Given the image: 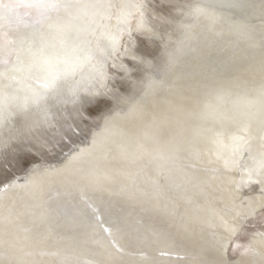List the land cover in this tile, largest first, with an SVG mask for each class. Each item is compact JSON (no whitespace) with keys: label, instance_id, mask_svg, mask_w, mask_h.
I'll return each mask as SVG.
<instances>
[{"label":"bare ground","instance_id":"6f19581e","mask_svg":"<svg viewBox=\"0 0 264 264\" xmlns=\"http://www.w3.org/2000/svg\"><path fill=\"white\" fill-rule=\"evenodd\" d=\"M187 1L188 5L165 4L170 10L169 13L159 15L155 11H152L153 14L149 11L148 4L151 2L148 3V0H26L24 3L20 0H3L0 5V104H4L5 109L11 101L7 88H13L16 93L22 92L19 95H28L25 93L28 89L52 97L56 93L55 87H58L60 77L63 78L61 73H67L72 84L81 78V73H93L91 77L94 79L96 74L99 75V79H96L99 88L94 87L86 92L93 97L99 96V89L111 90L113 86L128 80L131 83V91L129 94L126 91L125 94L120 92L121 96L130 97L129 102L123 100L125 107L121 103V109L113 108L105 114L101 131L93 135L88 146L79 145L66 155H63L64 150L57 153L48 150L56 155H46V160L33 161L21 181H9L2 185L0 264L215 263L202 260V255L189 250L177 253L179 256L187 253V260L180 262H174L178 261V258L158 256L167 253L165 250L155 251L156 256H153L152 260V256L145 249L132 252L121 246V243L124 246L125 243L117 232H114L115 235H101L98 231L101 224L96 222L87 226V236L84 239L90 242L94 249L96 247L99 250L100 256H103L107 263L100 261L101 257L95 258V250L90 246L89 252L93 253L81 259L72 252L50 243L37 246L41 241V234L47 232L57 218L54 204L56 201H64L76 209V193L79 194L80 200H86L90 195L87 196L85 191L92 190V186L106 187L111 184L117 187V191L149 203L159 211L170 209L176 212L179 220L184 222L183 236L186 238L194 234L195 226L190 224L194 225L195 220L191 216L197 212L202 213L206 218H202L203 228L200 233H204L205 237L213 233L216 235L211 236L213 240L211 237L207 239V242L220 252L221 259L227 260L226 252H229L232 257L235 256L234 261L237 258L240 264H264V179L260 183L261 192H251L244 196L230 192L235 186L233 184L237 171V168L230 165L236 160V156H231L226 151V148L231 147V142L236 141L237 144L233 145L238 149V146L244 148L248 141H252L251 155L263 150L260 154L264 161V147H259V138H262L259 131L264 130V123L258 132L255 130L257 128L251 127V124L255 126L259 119L256 117L258 113L264 115V97L261 95L263 89L252 87L254 92L251 95L239 92L241 89L235 90L237 92L233 94H223L229 90L220 86L223 85L222 82H229L231 77L241 74H231L229 79L214 77L215 86L209 87L213 90L212 100L226 103L222 105L223 103L213 102L209 104L210 108L205 106L199 116L207 119L209 115L215 119L219 118V127L215 131L200 128L194 130V133L197 141L203 139L205 134H210L209 132L220 135L207 137L211 143L207 144L205 150L194 147L193 152L187 148L178 151L172 143L173 140L178 145V139L171 138L167 143L158 141L157 133L160 127L156 126V116L160 115L159 110L154 105L151 110L150 107L149 110L142 108V102L157 89L167 93L154 98L151 96L152 99H149L152 101L149 103L164 104L165 99H170L171 94L167 90L170 87L172 97H175L174 91L180 88L186 91L187 87L193 84L205 83L202 82L201 75L195 74L202 70L207 71L208 65L212 66V63L226 61V64L236 65L234 70L242 72L247 67L258 64L257 58L264 60L263 50L245 67L247 63L244 61L249 58L246 53L248 51L243 49L246 44L239 46L240 41H234L233 44L230 41L233 37L237 39L235 35L241 37L243 30L238 32V27L257 29L256 27L264 26V22L251 26L253 20L256 22L259 16H264V0H242V5L235 3L237 0H227L228 6L223 5V0ZM151 16L159 22L151 19ZM262 29L261 27V31ZM143 40L150 42L153 49L158 48L159 53H163L166 59L164 77L154 74L149 67L146 70L143 67L135 68L140 65L136 51L141 52L143 44L145 46ZM204 48L208 50L207 58L212 61L209 64L203 60L198 63L196 61V58L204 55ZM142 55L148 60L151 59L147 51ZM105 58L110 60L101 72ZM40 61L43 63H39ZM243 67L245 68L242 69ZM230 69L233 70L232 67ZM136 70H139L141 75L135 76ZM190 76H195L196 79L188 80ZM116 78H119V83L115 81ZM165 106L175 107L176 103L172 100ZM224 106L230 107V111L223 109ZM183 109L186 111L188 107ZM108 110H102L101 114ZM209 111L212 113L204 115ZM42 114L49 115L48 108H43ZM141 114L145 117L150 115L151 120L133 124L134 120L142 121ZM262 114L260 118H264ZM200 118L196 115V119L201 120ZM109 120H112L113 124L109 125ZM130 122L135 127L128 126ZM173 122L175 123V117ZM226 124L232 125L226 127ZM249 124L250 131L247 128ZM228 127L232 130L227 129ZM125 128L130 130L127 132ZM188 128L193 130L194 126ZM182 142L187 144L186 147L189 145V142ZM182 142L179 144H183ZM212 153H218L221 158L217 162L213 161L209 155ZM192 154L200 156L197 158ZM190 157L193 160H190ZM207 160L210 164H206ZM190 168L202 171L200 174L206 177L200 175L203 178L198 179L191 176L188 170ZM253 169L256 170L257 167ZM250 177H259V173L252 172ZM219 189L227 196L226 203L230 202L232 205L223 204L222 200L219 201L211 194ZM211 195L218 199L216 202L223 204L222 208L214 207L210 200ZM227 209L234 213L235 221L226 216ZM244 213H249L251 218L256 217V221L263 224V228L253 227L246 230L247 233L243 232V227L246 226L244 223H249L240 222V218L246 215ZM132 226L138 227L141 233L138 237L141 239L151 240V234L160 238V248L170 245L173 249V240H168L160 232L146 226L139 229L135 223ZM169 256L172 257V254ZM224 261L221 260L220 263L223 264Z\"/></svg>","mask_w":264,"mask_h":264},{"label":"water","instance_id":"95a60500","mask_svg":"<svg viewBox=\"0 0 264 264\" xmlns=\"http://www.w3.org/2000/svg\"><path fill=\"white\" fill-rule=\"evenodd\" d=\"M155 2L157 4H153L151 6L148 4L149 11L151 13L152 11H155L159 15H167L170 10L165 4L173 5L174 3H180L185 5L187 4L186 2L188 1L187 0H155ZM242 2L244 1L237 0V2L235 3L242 5ZM223 5L228 6L229 1L223 0ZM150 18L153 19L152 16ZM153 20L159 22V20H156L155 18ZM260 22H264V16L262 15L261 17L259 16V18H257L256 22L253 20V22H251V26L259 25ZM261 27L263 28L262 29L263 31L264 26L256 27L257 29H250L251 27L244 28L243 26L238 27L237 28L238 32L240 30H243V33L240 34L241 37L239 35H235L237 39L233 37V39L230 40L231 44H233L234 41H237V43L240 41L239 42L240 44H238L239 46H244L246 44L245 45L246 47L244 48L242 47L243 49L247 50L248 52L246 53L249 54V58L244 61V63H247L245 67L249 66V62H251L253 58L256 57L257 54L259 55V53H261V51L264 50V32L261 31ZM143 42L145 43V46L143 44V48L141 49L142 53L140 52V50L136 51L137 52L136 57L139 59L140 65L135 66V68L137 69V67H139L140 69V67H143L146 70L149 67V69L153 71L154 74L164 77L166 73V64H165L166 59L163 53H159L160 50H158V48L156 47H155L156 49L155 48L153 49L150 42L146 40H143ZM204 49H205L203 51L204 55L202 54L201 57L196 58L197 59L196 61L198 63V61L203 60L209 64L212 61H210V59L207 58V51H208L207 48ZM213 50L215 52V49ZM144 51H147V54L150 55L149 58L152 59V60L150 59L151 61L148 60V58L145 55H142ZM109 60H110L109 58L104 59V62L102 63L104 66L101 67V72L105 69V64H108ZM260 60H261L260 58H257L258 64L253 65L250 68L247 67V69L243 70L242 72H240L241 70L239 71H236V69L234 70L235 68L234 66L236 65L230 63L226 64V61H223L221 63H212L213 64L212 66L208 65L207 71L202 70L201 72L195 74L196 76L201 75V77L203 78L202 82L205 83L193 84L191 87H187L190 85H186L187 93L184 89L180 88L174 91L176 93V96L172 97V91H171L172 87L168 89L166 88L167 90L170 91L171 96L170 99L168 98L167 100L165 99V101H163L165 102L164 104H158V103L154 104L149 102L152 101L151 100L152 98L158 97L160 96V94L167 93L165 90L157 89L155 90V92L147 96V100H145V102H142L143 100L141 101L143 103L142 105H144L142 107L144 108L143 110H145V108L149 110V107L151 110V108L154 105V107L159 110L158 113L160 114L156 116L158 117L156 126L158 128L160 127V130L158 129L159 131L157 133L158 141L167 143L171 138L174 140L178 139V145H176L175 142L172 140L174 147H177L176 149H178V151L187 148V150L189 149L190 151L193 152L194 147L196 149L203 148L205 150V147L208 146L207 144L211 143L206 138L219 137L218 135L220 134L215 135V134H211L215 132H209L210 134H205V137H203V139L197 141L194 130H198L200 128H206V130L209 129V131L211 130L215 131L219 127L218 124L219 118L215 119L214 116L211 117V115L208 116V119L207 117L200 118L199 115H201L202 109H204L205 106L210 108L209 104H212L213 102H217L220 104L223 103L222 105H225L224 103H226L225 101H218L216 99L212 100V98H214L211 93L213 90H210L211 88L209 87L215 86L214 84L216 82L214 80L215 79L214 77L222 76L226 78L228 77L229 79V76L231 74L234 75L235 73H240L241 74L240 76L235 75L231 77L229 79L230 80L229 82L227 81L222 82L223 85L220 86H223L224 88H227L229 90V92L226 91L223 94H230V93L233 94L234 92H237L235 90L241 89L239 92H244L245 95L246 94L251 95L254 92L252 87H259V89L260 88L263 89L261 95L262 97H264V60L261 61ZM39 63H43V61H40ZM230 67H232L233 70L230 69ZM245 67H243L242 69H244ZM135 73H136L135 76L141 75L139 74V70H136ZM92 74L93 73L91 74L81 73L80 75L81 78L78 81H76V83L72 84V82L69 81V75H67V73H61L60 76H63V78L60 77V82L58 84V87H55L56 93L52 97H49V95L46 93L43 94L36 93L28 89L25 92L28 95H19L22 92L16 93L13 88H7L8 90L7 93L10 94L11 101L9 102V105H7L6 109L4 108V104L3 105L0 104V163H2L4 157L5 158L7 157L8 160V156L10 159L11 157H14L18 153L17 152L18 150L22 151L23 148H21V146L24 145V143L26 142L30 144V146L33 148L32 151L28 149H23V150H27L29 154L34 156L35 159H33L31 163L33 161L35 162L41 159L40 156L38 157L36 154L38 153L39 150L43 149V144L41 140L46 137L53 136L51 132L52 126H55L56 123L58 122L64 128L65 125H68L69 121H73L74 119H77L78 117L81 116L82 108L85 107V105L88 106L94 105L96 101H98L100 98L108 100V102L111 99L112 102L110 107L106 108L109 109L108 112L104 114H101V112L99 114H96V116L93 119H91L92 126L86 128L85 131L81 133L80 137L83 138V142H85V145L88 146L91 142L93 135L96 132L101 131L102 122H104L105 119L104 118L105 114L112 111L113 108L121 109L122 106L119 105L121 103H122L121 105H124L125 107V104H123L124 102L122 101L125 100L129 102L130 99L129 96H121L120 93L113 90H107L106 88L99 89V93H98L99 96L96 95L93 97L92 94L86 93L92 90V88L98 87V82L96 79L97 78L99 79V75L96 74V79H94L93 77H91ZM194 78L195 76H190L188 80H193ZM115 81L119 83V78H116ZM118 85H120L122 88V91L118 89L120 92L126 91L128 92V94L130 93L131 83L129 80L122 81L121 84ZM22 96H26L28 98H24ZM151 96L153 97L151 98ZM170 100L171 101L173 100L176 103L175 107H170L171 109L168 106H165L166 104H169V102H171ZM186 106L188 107V109L185 111L183 108ZM43 108L44 110L48 108L49 115L45 116L42 114ZM222 108L225 110L230 109V107L228 106H224ZM174 111L175 114H173ZM197 111H199L200 113ZM209 113L211 114L212 112L209 111L208 113H204V115H208ZM261 114L262 113H258L256 115V117H259V119L255 122L254 124L255 126H252L253 123L251 124L252 128H257L255 129L257 130V132L262 128V123H264V118H260ZM196 115L201 120L196 119ZM141 116L140 118H142L141 119L142 121L133 119L134 120L133 124H140L143 123L145 120L147 121L151 120L150 115H149L150 117L149 116L145 117L144 114H141ZM262 116L264 117L263 114ZM174 117H175V123L173 122ZM109 121H111L109 125L113 124L112 120ZM129 124L128 126L135 127L133 126L132 122H130ZM191 125L194 126L193 130L188 128ZM228 125H232V124H226V127ZM249 126L250 124L248 125L247 128L250 131L251 128ZM125 129L127 130V132L130 130L128 128ZM227 129L232 130L231 127H228ZM259 133H260L259 136H262V138L261 137L259 138L260 141L259 147L263 148L264 130L259 131ZM42 135L44 136L42 137ZM182 140H184L186 143L189 142V145L186 147L187 144L182 142ZM180 141L183 144H179ZM108 143L109 145H112L110 142ZM234 143L237 144L236 141H234L233 143L231 142L230 148L226 146L229 149L225 147L228 154H230L231 156L232 154L236 156V160H234V162L232 161L231 165L230 163L228 164L226 163V165H230L233 168H237L235 175L236 176L235 184H233L235 186L231 188L230 185L229 187L231 188L230 192L236 193L239 196L240 194L244 196V195H248L251 192H258V191L261 192L262 187L260 186V183H262L264 179V161L262 159L263 157L261 156L260 152H262L263 150L258 151L255 154L251 155L252 153L251 147L253 145L252 141H248L246 146H244L245 149L240 148L239 146L238 149H236L235 146L233 145ZM68 146L69 147L67 148L71 147V145ZM232 146H234L233 149ZM67 148H62V150ZM171 148H173V146ZM209 155L212 156L211 158L215 162H217V160L221 158L220 156H218V153L216 154L212 153ZM192 156L193 157L197 156L198 158L200 154L196 156L192 154ZM205 158L206 156L204 157V159ZM240 158L241 160L239 161ZM190 160H193V158L190 157ZM238 161L239 164H237ZM206 162H207L206 164H210L209 160H207ZM255 166L257 167L256 170L253 169L255 168ZM29 168L26 169V172L29 171ZM188 170L191 176L193 175V177H196L198 179L206 177L205 175L200 174V172L202 171L199 172V170L197 171V169L195 168L194 169L190 168ZM252 172L259 173V177L256 178L250 177V173ZM19 175L20 174L19 173L17 174V172H11L8 177L0 181V189L3 184L8 183L9 181H21L24 177ZM183 175L188 176L187 174H183ZM200 175H202L203 177H201ZM257 178H259V180ZM193 180L197 182V180L195 179ZM76 185H78V182L76 183ZM100 187L101 186L99 185H95L92 186V190L90 191L86 190L85 192L87 193V196L90 195V197L86 200L85 199L80 200L79 194L76 193V209L70 207L69 204L65 203L64 201L62 202L56 201L54 204H56L55 210H56L57 218L55 219L53 224H51L50 229L47 232H43L41 234L42 238L41 241L37 243V246H45L46 243H50V245L53 244L56 247L59 246L60 248L61 247L64 248L65 251L72 252V254H74L79 259H81V257L84 258L85 256L93 253V252H89L90 250L89 246H90L93 250H95V253L93 254L94 256L96 255L95 258L101 257L99 260L107 263V261H105L106 259L102 258L103 256H100L99 250L96 247L94 249V247L89 244L90 242L88 243L84 239L85 236H87L86 235V232L88 231L87 226H91L93 222H96L97 224L99 223L101 224L99 225V230H98L101 235L103 236H109L112 234L115 235L114 232H117L119 233L120 239L124 240L125 243V246L122 245V243L121 246L129 249L132 252L133 251L140 252V250L145 249L146 252H148L152 256V260H154L153 256H156L155 251L165 250V252L167 253H163L162 255H158V256L160 257L168 256L171 259L178 258V261H174V262H180L183 261V259L187 260L185 259V257H187V253L182 256H179V254L177 253L180 252L185 253L186 251L189 250L197 255H202L201 257L202 260L213 261L215 262L214 264H221L220 261L221 260L224 261L223 259L220 258L219 255L220 252L218 250H215L214 247H212V245H210L207 242V239H209L211 236L216 237V235L213 233L212 235H206L205 237L204 233L203 234L200 233V230L203 228L202 218H206L202 213L197 212L196 214L191 216V218H194L195 222L194 225L190 224V226L192 227L195 226L196 228L194 227L193 236L191 237L187 236L188 238H186L185 236H183V229L185 228L183 225L184 222L179 220L180 217L177 216L176 212L170 209L168 211H159L157 210V208L150 205L149 203L142 202L139 199H135L134 197H131L129 194L127 196L126 193L124 194V192L117 191L118 190L117 187L112 184L110 186L108 185L106 187L105 186H102L101 188ZM107 187L109 188L107 189ZM211 194L215 195L219 199V201L222 200L223 204H228L229 206L232 205L230 202L226 203L228 201V198L227 196H225L224 191H222L221 189L212 191ZM212 195L210 200L211 202H213L214 207L219 209L222 208L223 204L221 205V202H216L218 199L216 200ZM78 200H80L81 202L79 203ZM88 202L91 203V205ZM226 212H227L226 216L228 215L232 220L235 221L234 213L232 211H228V209ZM244 214H246L244 218H240L241 223H244L246 221L251 223L253 221L254 223L257 222L259 224V227L263 228V224L256 221L257 220L256 217L251 218V215H249V213H244ZM211 218L215 219V217H211ZM226 218L229 219L228 217ZM198 221L199 223H197ZM134 223L139 226V229H142L143 227L146 226L153 229L154 231L160 232L161 234H163V236L167 237L168 240H173V242L175 243L173 249L170 245H168L167 248H160L161 246L159 245V243H161L160 238L153 237L151 234H149L151 240L141 239L140 237H138L141 234L138 230V227L133 228L132 226V224ZM244 224L246 225L247 223ZM249 229L250 228H247L246 225L243 227L242 231L246 232V230ZM48 234L50 235L48 236ZM55 235L58 238H56ZM51 236H53L54 238H52ZM211 240H213V238ZM115 250L118 252L120 251L119 249H115ZM173 252H176V254ZM170 254H172V257L169 256ZM226 255H227V260H225L223 264L226 263L240 264V261H238L237 258L236 261H234L235 256L232 257L229 252L228 253L226 252ZM109 264H114V262L113 263L109 262ZM123 264H139V263L124 262Z\"/></svg>","mask_w":264,"mask_h":264},{"label":"rangeland","instance_id":"374dc122","mask_svg":"<svg viewBox=\"0 0 264 264\" xmlns=\"http://www.w3.org/2000/svg\"><path fill=\"white\" fill-rule=\"evenodd\" d=\"M150 6L153 4H157L155 0H149ZM122 91V88L120 85L113 86L111 90L116 91L120 93ZM115 92V93H116ZM99 99V98H98ZM113 99V98H112ZM111 99L108 102V100L105 99H99L96 101L94 105H85V107L82 108L81 116L77 119H74L73 121H69L68 125H65L63 128L58 122L55 126H52V137H46L42 139L43 149L39 150L36 154L38 157L40 156L41 159L46 160V155H50L51 157L56 155L57 152H60L62 148L69 147L68 145H71L70 148L63 149V155H66L73 151L74 149H77L79 145H85V142H83V138H81V133L85 131L86 128H89L92 126V120L96 114H99L102 110L109 108L111 105ZM51 129V128H50ZM51 135V134H50ZM44 135H42L43 137ZM23 149H28L32 151V147L27 142L24 143V145L21 146ZM18 150L17 154L14 157H11L9 159L8 153V160L7 157L3 158L2 163H0V181L4 180L6 177L9 176L11 172H17L19 173V176H23V174L26 172V169L29 168L31 161L34 158L31 154L28 153L27 150ZM56 151L55 152H50ZM6 166V167H5ZM247 227L250 229H253V227H259L258 223H255L252 221L249 222Z\"/></svg>","mask_w":264,"mask_h":264},{"label":"snow or ice","instance_id":"6c2138e0","mask_svg":"<svg viewBox=\"0 0 264 264\" xmlns=\"http://www.w3.org/2000/svg\"><path fill=\"white\" fill-rule=\"evenodd\" d=\"M20 2L24 3V2H26V0H20ZM2 3H3V0H0V5H2Z\"/></svg>","mask_w":264,"mask_h":264}]
</instances>
